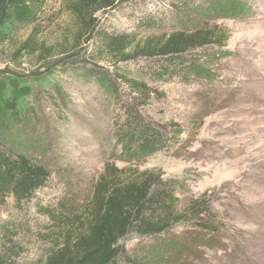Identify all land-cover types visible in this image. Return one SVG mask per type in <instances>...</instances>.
<instances>
[{"label":"rangeland","instance_id":"374dc122","mask_svg":"<svg viewBox=\"0 0 264 264\" xmlns=\"http://www.w3.org/2000/svg\"><path fill=\"white\" fill-rule=\"evenodd\" d=\"M110 1L109 8L94 14L95 23L119 31L128 29L131 15L172 4ZM237 2L244 7L238 16L187 17L201 29L216 26L227 34L219 43L224 46H216L219 51L215 47L192 51L190 60L202 63L212 75L149 81L156 93L141 111L169 143L136 166L158 168L164 178L178 182V209L205 196L204 208L214 229L200 227L199 217L196 224L184 222L159 236L131 234L124 248L143 264H264V0ZM78 3L40 0L36 22L21 25L15 38L0 44V147L24 152L52 171L51 185L41 192L43 204L51 206L65 195L80 206L106 162L131 165L118 158L113 127L118 109L105 93L92 82L67 75L48 76L49 87L29 78L34 71L42 72L41 54L54 58L76 42L73 8ZM170 20L166 18L160 28L141 30L139 36L176 28ZM31 35L34 50L13 59L16 45ZM78 42L87 45L84 39ZM100 63L108 67L110 60ZM41 91L52 93L58 105H51ZM8 202L0 208V219L19 231L18 241L29 261L23 264H39L48 247L37 234L45 219L34 211L33 203L25 216L12 200Z\"/></svg>","mask_w":264,"mask_h":264},{"label":"trees","instance_id":"16d2710c","mask_svg":"<svg viewBox=\"0 0 264 264\" xmlns=\"http://www.w3.org/2000/svg\"><path fill=\"white\" fill-rule=\"evenodd\" d=\"M78 1L73 8L78 24L76 42L54 58L41 54L42 72L34 71L29 78L38 86L49 87L48 76L67 75L72 80L92 82L105 93L113 108L118 109L113 120L118 158L131 165L117 167L106 162L80 206L66 195L51 206L43 204L41 192L51 185L52 171L24 152L0 147V208L12 200L26 216L29 203H33L34 211L44 217L37 234L48 247L39 264H143L128 256L124 248L123 242L131 234L155 237L184 222L196 224L199 217L200 227L214 229L204 208L205 196L178 209V182L164 178L158 168L136 166L169 143V138L141 111L156 93L149 81L165 82L182 74L207 79L205 76L212 74L202 63L190 60L195 55L192 51L209 47L219 51L216 46H224L219 43L226 40L227 34L216 26L201 29L187 22V17L238 16L244 7L237 0H170L169 8L131 15L128 29L119 31L95 23L94 14L109 8L112 1ZM39 5L40 0H0V44L15 38L21 25L36 22ZM166 18L176 28L159 35L139 36L141 30L160 28ZM79 38L87 45L81 46ZM31 39L32 35L16 45L13 59L34 50ZM98 58H108L110 65H101ZM39 93L54 107L58 105L52 93ZM18 232L0 219V264L29 262Z\"/></svg>","mask_w":264,"mask_h":264}]
</instances>
